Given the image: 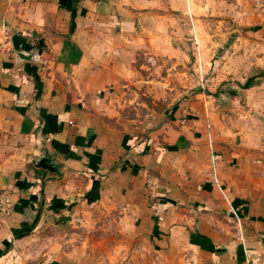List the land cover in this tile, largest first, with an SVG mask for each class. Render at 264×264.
I'll return each instance as SVG.
<instances>
[{
    "label": "crops",
    "instance_id": "0c3cea01",
    "mask_svg": "<svg viewBox=\"0 0 264 264\" xmlns=\"http://www.w3.org/2000/svg\"><path fill=\"white\" fill-rule=\"evenodd\" d=\"M213 16L206 0H0V189L15 207L0 264L264 258L261 125L214 93L168 96L185 92L166 69L182 76L186 47L218 44L200 33Z\"/></svg>",
    "mask_w": 264,
    "mask_h": 264
},
{
    "label": "rangeland",
    "instance_id": "374dc122",
    "mask_svg": "<svg viewBox=\"0 0 264 264\" xmlns=\"http://www.w3.org/2000/svg\"><path fill=\"white\" fill-rule=\"evenodd\" d=\"M206 5L217 8L218 16L204 21L200 33L204 43L214 38L218 44L213 48L206 44L202 49L197 44L186 47L191 59L182 67V76L169 75L166 69V85L184 88L185 92L168 96L176 103L191 101L199 91L210 99L214 93L219 101L232 103L235 111L231 112H236L235 115L243 103L252 122L258 121L256 125H261L259 135L264 140V0H213L211 3L206 0ZM194 28L190 20L185 36L196 42ZM220 72H225L227 77L213 83ZM110 242L114 239L110 238L107 245Z\"/></svg>",
    "mask_w": 264,
    "mask_h": 264
},
{
    "label": "built area",
    "instance_id": "2783aa9c",
    "mask_svg": "<svg viewBox=\"0 0 264 264\" xmlns=\"http://www.w3.org/2000/svg\"><path fill=\"white\" fill-rule=\"evenodd\" d=\"M14 203L8 190L0 189V219H4L14 213ZM243 264H264V258L247 257Z\"/></svg>",
    "mask_w": 264,
    "mask_h": 264
},
{
    "label": "water",
    "instance_id": "95a60500",
    "mask_svg": "<svg viewBox=\"0 0 264 264\" xmlns=\"http://www.w3.org/2000/svg\"><path fill=\"white\" fill-rule=\"evenodd\" d=\"M25 56V55H24Z\"/></svg>",
    "mask_w": 264,
    "mask_h": 264
}]
</instances>
